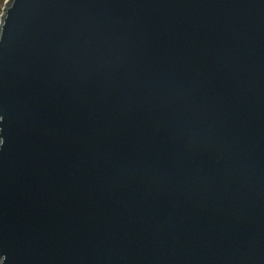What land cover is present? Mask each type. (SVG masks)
<instances>
[{
  "label": "water",
  "instance_id": "95a60500",
  "mask_svg": "<svg viewBox=\"0 0 264 264\" xmlns=\"http://www.w3.org/2000/svg\"><path fill=\"white\" fill-rule=\"evenodd\" d=\"M0 264H264V0H6Z\"/></svg>",
  "mask_w": 264,
  "mask_h": 264
},
{
  "label": "trees",
  "instance_id": "16d2710c",
  "mask_svg": "<svg viewBox=\"0 0 264 264\" xmlns=\"http://www.w3.org/2000/svg\"><path fill=\"white\" fill-rule=\"evenodd\" d=\"M6 0H0V14H1V12H2V8H3V6H4V2H5Z\"/></svg>",
  "mask_w": 264,
  "mask_h": 264
},
{
  "label": "clouds",
  "instance_id": "9594fccd",
  "mask_svg": "<svg viewBox=\"0 0 264 264\" xmlns=\"http://www.w3.org/2000/svg\"><path fill=\"white\" fill-rule=\"evenodd\" d=\"M3 143H4V140L2 137H0V145H3Z\"/></svg>",
  "mask_w": 264,
  "mask_h": 264
}]
</instances>
